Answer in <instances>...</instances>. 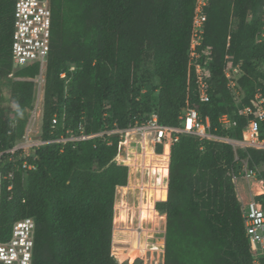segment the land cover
I'll use <instances>...</instances> for the list:
<instances>
[{"label":"trees","instance_id":"trees-1","mask_svg":"<svg viewBox=\"0 0 264 264\" xmlns=\"http://www.w3.org/2000/svg\"><path fill=\"white\" fill-rule=\"evenodd\" d=\"M207 1L199 47L207 52L198 61L209 73L210 98L200 102L193 69L188 80L195 0H50V50L41 73L38 62L13 66L15 0H0V90L9 89L11 106L0 105L1 148L23 135L40 74V138L53 140L26 155L35 165L26 175L14 167L12 188L5 186L0 201L1 239L16 219L34 218L33 264H124L111 253L115 192L128 177L127 167L114 161L118 135L55 141L79 135L80 124L92 134L155 112L161 124L176 126L188 97L202 120L208 116L211 134L241 138L243 116L229 129L218 119L232 113L239 99L247 104L255 91L264 92V41L257 39L264 0ZM227 52L241 68L239 98L223 74ZM149 84L156 99L141 92ZM237 154L254 164L264 161V149ZM234 156L229 143L193 134H181L171 146L167 197L154 204L165 215L163 264H256L231 179ZM11 165L6 156L0 170ZM260 175L264 179V170ZM257 199L264 206V194ZM257 262L264 264V255Z\"/></svg>","mask_w":264,"mask_h":264},{"label":"built area","instance_id":"built-area-1","mask_svg":"<svg viewBox=\"0 0 264 264\" xmlns=\"http://www.w3.org/2000/svg\"><path fill=\"white\" fill-rule=\"evenodd\" d=\"M207 0H195L194 14L191 23L190 40L188 48V80L190 70L195 74L196 93L200 102L209 101V73L198 61L207 51L202 52L199 47L205 32L206 14L204 7ZM262 27L258 33V40L264 41V4L262 7ZM50 26H51V3L50 0H15L13 8V32H12V62L14 67H21L33 62L39 63L40 73L42 72L50 50ZM229 42H227V48ZM73 69V66L70 67ZM239 64L233 62V56L227 52L224 56L223 74L227 79V86L234 97L239 98L237 79L241 76ZM41 75V74H40ZM36 81H43L40 77ZM64 77V73L60 74ZM12 77V73L8 74ZM236 103L232 113L224 112L219 116V123L222 128L229 129L237 125L236 116L245 118V126L241 131V138L234 139L229 136H217L209 132V118L205 116L202 120L199 111L189 103L186 98L183 111L179 114V124L176 126L163 125L159 122L158 115L151 112L145 119H135L127 127H112L103 129L92 134L83 133V126L80 124V133L77 136L70 135L56 139L55 141L83 140L87 138L102 136L104 134L118 135V152L114 161L126 166L128 178L135 172L136 184L133 189L138 191V204L144 206L153 200V203L165 200L167 197V184L169 176V161L171 146L177 142L181 134H193L199 140L206 138L222 140L229 143L235 151L234 167L231 170V179L236 184L244 182L239 191L247 190L245 198L237 196L240 202L241 217L243 221L245 236L247 238L250 252L254 261L264 255V206L257 199V196L264 194V179L260 170L252 163L250 156L239 157L238 149L247 148L264 149V132L261 127L264 125V93L261 90L255 91L250 97L249 103ZM38 100L33 105L38 108ZM56 118L52 119V127ZM29 126V125H28ZM13 129V124L9 131ZM139 135L140 137L134 138ZM147 136H150L149 139ZM24 138L26 137L23 136ZM41 140V139H40ZM26 138L25 145L14 144L11 148L2 149L0 141V163L7 156L11 163L8 170H0V201L2 192L12 188L14 178V167L20 166L23 175L35 168V165L25 160L30 150L37 145L29 144ZM53 140L40 143L51 142ZM202 149V146L200 147ZM22 157V161H17ZM165 168L166 173L159 170ZM134 172V173H133ZM147 176V182H145ZM154 178L153 185H150ZM153 181V180H152ZM128 183V182H127ZM7 184V185H6ZM243 192V193H244ZM35 220L30 216L16 219L10 228L8 237L0 238V263L2 264H33Z\"/></svg>","mask_w":264,"mask_h":264},{"label":"rangeland","instance_id":"rangeland-1","mask_svg":"<svg viewBox=\"0 0 264 264\" xmlns=\"http://www.w3.org/2000/svg\"><path fill=\"white\" fill-rule=\"evenodd\" d=\"M260 67L264 69V59ZM40 77L43 78V74ZM43 81L39 80L38 82L36 78L34 79V104L38 100V108L34 109L33 107L31 109L24 133L16 141L19 145H25L26 138L29 139V144L42 145L40 137ZM150 85L144 86L141 92L156 99V90H151ZM0 91L2 93V103L0 105L10 109L9 89L1 85ZM14 115L13 112L8 113L9 118H14ZM25 135L26 137L24 138L23 136ZM138 137L140 136H134V138ZM149 137L147 136L148 139ZM32 149L27 151L30 152ZM255 165L261 172L264 170V161L255 163ZM137 176L136 172L131 174L129 178L127 177L128 183L125 186L116 188L111 253L116 260L124 264H163L165 215L155 210L153 200L144 206L138 204V191L133 189ZM144 180L147 182V176H145ZM152 182H154V178L151 179L150 185L154 184ZM243 183L239 181L236 184L234 183V186L236 195L245 198L247 190L245 189V192L244 190L239 191ZM141 210H144L148 216L145 213L140 216ZM257 261L258 259H256V264L258 263Z\"/></svg>","mask_w":264,"mask_h":264},{"label":"bare ground","instance_id":"bare-ground-1","mask_svg":"<svg viewBox=\"0 0 264 264\" xmlns=\"http://www.w3.org/2000/svg\"><path fill=\"white\" fill-rule=\"evenodd\" d=\"M159 170L162 171V172H164V173H166V169H165V168H161V167H160ZM140 209H141V208H140ZM143 213H145L144 210H141L140 216H142ZM145 214L148 216L147 213H145Z\"/></svg>","mask_w":264,"mask_h":264}]
</instances>
